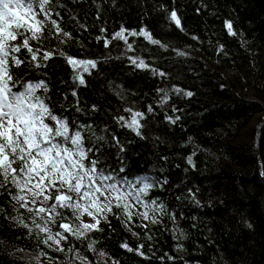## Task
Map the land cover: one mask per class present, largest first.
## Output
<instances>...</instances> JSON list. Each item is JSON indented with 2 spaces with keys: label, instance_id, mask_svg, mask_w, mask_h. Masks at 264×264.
I'll return each instance as SVG.
<instances>
[{
  "label": "trees",
  "instance_id": "16d2710c",
  "mask_svg": "<svg viewBox=\"0 0 264 264\" xmlns=\"http://www.w3.org/2000/svg\"><path fill=\"white\" fill-rule=\"evenodd\" d=\"M68 7L89 29L77 32L72 27L87 49L84 58L113 57L92 76L85 74L88 87L80 90L88 105L96 103L102 109L94 114L96 123L101 127L105 122L111 124L103 111L134 104L147 112L152 104L155 115L148 114L145 129L149 139L116 130L122 138L134 140L128 150L133 175L147 174L169 182L151 193L167 206V214L157 215L158 223H142L137 215L125 227L110 217L111 228L102 222L104 231L90 233L88 240L70 238L73 248H79L91 264H264V0H80ZM173 8L183 31L168 19ZM225 20L234 22L237 36L227 33ZM121 25L137 31L146 27L166 46L129 37V42H136L134 54L166 72V78L135 69L126 57L114 59L124 51L123 41L105 49L103 41L95 40L101 27L110 37ZM220 45L223 50L218 52ZM55 46L53 41L50 47ZM67 50L81 56L79 44ZM55 63L50 76L57 88H63L58 81L69 80L71 69L62 59ZM109 82L123 86L128 103L114 94ZM174 85L194 96L169 91L170 100L162 110L156 103V90H171ZM172 107L182 111L173 114ZM165 111L180 115L181 120L170 125L164 119ZM193 152L194 168L187 163ZM189 189L195 192L199 206ZM145 224L147 228L140 227ZM91 239L97 241L95 251L87 248ZM125 241L133 249L144 244L142 251L148 259L121 248ZM101 251L106 255H100ZM27 255L56 264H81L73 252L57 251L55 245H44L25 229L0 220V264H29Z\"/></svg>",
  "mask_w": 264,
  "mask_h": 264
},
{
  "label": "snow or ice",
  "instance_id": "6c2138e0",
  "mask_svg": "<svg viewBox=\"0 0 264 264\" xmlns=\"http://www.w3.org/2000/svg\"><path fill=\"white\" fill-rule=\"evenodd\" d=\"M79 2L0 0V220L25 229L44 245H55L57 251L73 252L74 259L81 264H91L79 248H73L70 238L88 240L90 233L104 231L102 222L111 228L110 217L119 219L125 227L137 215L152 224L158 223L157 215L167 214V206L151 193L154 189H163L169 182L167 178L159 180L147 174L133 175L128 168V150L134 140L122 138L116 130H128L140 140L149 139L145 129L148 114L155 115L152 104L147 106V112L134 104L112 112L103 111L111 124L105 122L101 127L94 118L95 113L102 111L101 107L96 103L88 105L83 100L80 90L88 87L85 74L92 76L94 70L99 71L101 63L113 57L84 58L87 49L81 38L74 35L72 27L77 32L89 29L68 7L69 3ZM99 9L97 5V20ZM168 19L183 31L176 8L171 10ZM224 24L230 36L238 35L232 20H225ZM100 33L95 40L103 41L105 49L115 41H123L124 51L114 59L126 57L135 69L167 77L166 72L134 54L136 42H129V37H143L153 45L166 47L146 27L137 31L121 25L110 37L107 29L101 27ZM53 41L56 46L50 47ZM75 44L80 45L81 56L69 54L68 47ZM222 50L220 45L217 51ZM57 59H62L71 69L69 80L58 81L63 88H57L50 76ZM109 88L128 103L122 85L109 82ZM156 91L159 96L156 103L162 110L170 100L169 91L194 96L193 92L175 85L171 90L157 88ZM171 111L175 114L182 110L172 107ZM164 119L176 125L181 116L165 111ZM154 140L163 142L160 137ZM194 155L195 152L187 157V163L193 168L196 167ZM188 194L199 206L195 192L189 189ZM171 215L175 220V214ZM132 235L139 233L132 232ZM96 244L91 239L88 250L95 251ZM120 247L148 259L142 251L144 244L133 249L125 241ZM148 248L150 251L151 246ZM100 255L106 253L101 251Z\"/></svg>",
  "mask_w": 264,
  "mask_h": 264
},
{
  "label": "rangeland",
  "instance_id": "374dc122",
  "mask_svg": "<svg viewBox=\"0 0 264 264\" xmlns=\"http://www.w3.org/2000/svg\"><path fill=\"white\" fill-rule=\"evenodd\" d=\"M255 121V119H254ZM143 211V209H141ZM140 217V216H139ZM142 223H146L149 221L144 220L142 217H140ZM27 259L29 261V264H56L55 262H52L45 257L39 256V255H27ZM108 264H113V263H108Z\"/></svg>",
  "mask_w": 264,
  "mask_h": 264
}]
</instances>
